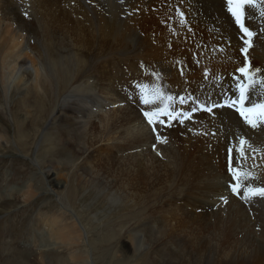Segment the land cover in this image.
I'll use <instances>...</instances> for the list:
<instances>
[{
	"label": "bare ground",
	"instance_id": "bare-ground-1",
	"mask_svg": "<svg viewBox=\"0 0 264 264\" xmlns=\"http://www.w3.org/2000/svg\"><path fill=\"white\" fill-rule=\"evenodd\" d=\"M49 1L51 2V0ZM64 1L68 4L69 14L75 17V21L71 22L70 16H67L70 22H67V26H65L66 33L71 32L76 35V38L82 42L80 46L85 49L84 57L87 58L92 53L94 60L89 63L88 60L80 59L79 64L82 68L80 71H76L72 80L66 75L72 72L71 65H74L75 58L73 59L71 53L62 57L59 60L61 63L54 62L49 68L52 59L50 58L51 60L48 62L49 59L46 60L43 50H41L42 32L47 33L46 35L48 39L51 38L52 43H58L62 48H68L67 50L71 46L68 42L71 36L68 38L69 34L67 33L66 36L65 31L64 33L59 31V33L50 27L51 24L49 26L45 22L44 25L43 21L37 20L39 10L36 2L23 0L20 3L19 0H0V67L5 65L8 67L10 63H13L11 66L14 70L20 66L24 67L27 58L33 56L29 51L26 56H23V50L28 48L29 43L35 39L38 43L30 49L37 53L42 60L39 61L40 63L38 62V65L33 59L37 85H41V88L44 87L47 92H50V88H48L51 86L50 82L53 83L55 79L60 80V91L55 97L54 112L51 116L52 122L55 123L58 120L63 122L61 128L66 129L68 141L73 142L75 147L77 146V154L82 159L87 158L85 160L91 157V147L101 141H111L114 151L106 156L109 158H106V161L110 166L106 164L101 166L102 168L97 170L96 177L92 176L89 165L76 164L73 160L67 162L69 166H76L82 170L77 186L82 188L87 184L105 192L112 199L131 204L130 215L134 222L127 228L126 234L131 241L130 249L133 254L144 250L141 256L142 264H153L155 261L163 263L170 261L175 264H264V197L250 196L262 199L263 205L260 208L259 217L256 216V218H260V225L258 223L251 226L246 224L243 219L251 222L247 209L243 205H240L239 209H235V199L233 196L229 197L231 194L229 182L234 178V174L231 171L232 168H229L227 164L232 157L233 164H235L233 168H236V165L239 166L243 160L247 166L242 167L263 175L260 177V185L253 186V188H264V124L256 128L251 127L240 116L237 106L234 107L230 104L231 101L238 99V78L247 81L244 74L241 75L238 71L240 68L250 64L251 71L261 70L255 73L254 78L257 81L264 79V16L260 12V9L264 8V0H257L259 6L256 8H245V26L255 34L250 40V47L245 44L248 37L228 11L226 0H147L149 7L155 5L157 8L159 7L158 13L173 19L170 24L175 25L176 28H186L183 32L186 36L197 37L195 40H211V45L216 48L220 58L218 61H211V66L208 67L206 63L200 62L201 60L194 56V49L200 45L193 44L192 41L188 53L185 55L182 53L181 59L178 58L179 63L167 62L168 60L166 61L164 58L165 50L157 51L153 44L154 41H158L162 32L156 38L154 36L149 49L145 48L148 52L143 58L147 65L157 63L160 70L163 71V75L160 77L165 79L162 80L164 86L160 90L163 96L151 102V108H146H150L149 112H154L156 108H164L165 105L168 106V110L175 109L172 99L166 100L164 97H173L183 93L186 97L193 98L190 102H186L187 106L182 108L189 107L186 111L191 110L195 120L194 124L190 119L181 121L180 118L185 111L179 108L177 111L178 121L169 123V118L160 116L159 119L165 123L161 124L157 121L155 128L148 123L147 117L146 124H143L142 115L138 109H133L134 104L129 105L122 95L124 93L120 84L127 81L125 76H130L131 69L126 68L128 70H125L124 75L118 73L121 70L112 71L116 60H118L115 57V51L119 46L127 48L134 34L130 21L133 19V12L128 13L131 9L128 11L124 8L125 20L120 19L117 22L115 20L119 19L118 9L121 6V0ZM123 5L120 10L123 9ZM125 5L129 4L125 3ZM48 8L50 12L52 9ZM134 8L133 10L136 9ZM68 9L66 14H68ZM60 12L63 13L61 9ZM107 12L112 13V18L105 16ZM2 21L6 23L4 28L1 27ZM138 36V32H136L134 39H138ZM179 45L181 46V44ZM219 46H222V49L219 50ZM245 47H247V53L242 51ZM131 53L133 52H121L120 55L125 57L126 54H129L130 58ZM98 56L101 59L96 60ZM177 57L178 55L176 59ZM64 60L67 62L65 63ZM125 60L126 58L123 59V62ZM100 61H102V66L99 64ZM26 70L31 76L33 75L29 67H26ZM92 73L98 74L100 88L96 86L95 79H92ZM134 77L136 76L134 75ZM146 80L148 81V79ZM168 81L170 85L166 83ZM97 87L99 91H97ZM205 98L208 102L203 101L204 103L215 105V108L209 113H204L192 104L194 100L197 102L199 99ZM226 100L229 103H225ZM107 103H111L112 107L116 106V109L110 116L111 122L106 124L104 129H100L99 125L90 118L99 109L106 107ZM252 103H264V87H261L259 91L255 90V86L249 89L247 104ZM45 109L42 111L43 116L50 111ZM183 118L186 117L183 116ZM42 119L40 117L37 121L41 122ZM137 124L141 125V129ZM134 126L139 129L135 131L132 128ZM193 126L197 131L195 133ZM160 130L164 131L165 138L166 132L170 136V138L167 137L169 138L167 144H163V158L156 157L154 150L149 152V158L158 168L167 166V173L160 174L159 170L152 172L150 168L156 166L150 164L151 167H149L148 163H145L146 156L141 159L142 153L137 151V153L135 151L130 153L133 156L129 155L125 158L128 156L125 155L126 147L131 148L140 142L153 141L157 143L155 137H157V133L161 134ZM111 134L116 135L111 136ZM242 138L248 142L243 146V156L241 155L242 146L239 143ZM54 139V142L58 144V138L54 137ZM179 140L183 142L182 145L177 142L181 152L177 154L178 149L175 151L176 141ZM158 142H160L159 139ZM193 147L194 152L191 150ZM209 147L210 149H208ZM99 158L104 159L103 157ZM165 174L168 176L166 179L164 178ZM225 198H230L231 204L225 205L223 202ZM220 204L222 205L220 206ZM225 212H227V217ZM239 215L242 216L239 220L232 217L236 218ZM246 217L248 218L246 219ZM221 225L224 226L223 229ZM249 232L251 234H247ZM218 233H222V235H218ZM51 234L56 236L55 231ZM28 258L35 264L31 253L28 254Z\"/></svg>",
	"mask_w": 264,
	"mask_h": 264
},
{
	"label": "rangeland",
	"instance_id": "rangeland-1",
	"mask_svg": "<svg viewBox=\"0 0 264 264\" xmlns=\"http://www.w3.org/2000/svg\"><path fill=\"white\" fill-rule=\"evenodd\" d=\"M32 1L36 2L37 9L39 10L37 20L43 21L44 25L45 22L48 23L49 26L51 24L52 26L50 27L55 31H61V33H64L65 30L67 31L65 26H67V22H70L68 21L69 17L67 16H70L71 22L75 21V17L69 14L68 4L64 0H51L52 3L49 0H47L48 2L46 0L45 2L44 0ZM139 1H120L121 6L124 5L122 10H120L121 6L119 7V19H116L115 21L119 22L120 19L125 20L124 8L125 10L131 9L130 11L128 10V13L133 12V19L130 20L134 31L130 43L133 45L129 43L130 45L128 44L127 48H124L126 46L118 47V50L115 51V57H117L118 60H116L117 64L115 62V66L112 64V66H114L112 71L117 72L121 70L118 73L124 75L125 70H128L126 68L129 67L131 69V72L129 73L130 76H125V80L127 81L120 84L124 93L122 95L129 105L134 104L132 106L133 109H138V112L142 115V123L146 124L144 113L149 112L148 109L151 108V104H145L143 96L148 95L149 98H151L150 96L153 95L156 89H159L160 91L163 88L164 84L162 83V80L165 79L160 77L163 75V71L160 70L157 63H154L155 65H147L146 60L143 58L148 52L146 49H149L154 36L156 38V36L162 32L161 35H159L161 37L157 42L154 41L153 44L157 51L165 50L164 58L166 61L168 60L167 62L175 61L179 63L178 60L181 59V54L183 53L182 55H185L188 53V48L192 45V41L193 44L198 43L200 45L195 48L196 50L201 48L198 51L194 49V56L201 60L200 62H203L204 64L206 63L208 67L211 66V61H218L220 58L216 52V48L211 45V40H195L197 37L193 38L189 35L186 36L183 34L186 28L180 29L176 28L175 25L170 24V21H173V19L166 18L158 13L159 7L157 8L155 5L149 7V2L147 0ZM19 2L21 3L23 0H19ZM58 2H65L66 4L63 3V6L61 3L60 7ZM136 2L139 3L137 4ZM125 3L129 5H125ZM48 7H50V10H54L49 12ZM62 7L65 9V13ZM59 8L63 13L60 12ZM133 8L135 10H133ZM67 9L69 15L66 14ZM49 13L51 15L53 13V15L51 16ZM105 16L107 18H112L113 15L112 13L107 12ZM63 25L64 27H62ZM5 26L6 23L2 21L1 27L4 28ZM66 31L64 33L65 35L68 33H66ZM136 32H138L139 35L138 39H134ZM46 34L45 31L42 32L43 40L41 39L40 46L46 60L49 59L48 62H50L52 59L49 68L54 62L61 63L59 60L70 53L73 56V59L75 58L73 61L74 65H71L72 72H69L71 75L67 73V78H71L72 80L74 78L73 75L80 71L82 68L79 64L80 59L88 60L89 63L94 60L92 53H89L90 55L87 58L84 57L85 55L83 51H85V49H82L83 46H80L82 42L71 32L68 33V38L71 36V39L67 38L69 45H71L69 46V50H67L68 48H62L58 43H52L50 40L51 38L48 39ZM37 43L35 39H33L32 42L29 43V47L23 50V56H26L27 51L31 52V56H33L32 58H27V63L24 67L20 66L14 70L13 66H11L13 63H10V66L8 67L7 65L0 67V264H33L28 258L29 253H31V258L33 257L35 259V264H142L141 256L143 255L144 250H139L138 254H133L130 249L131 241H129L126 234V230H128L127 228L134 222L130 215L131 204L129 205L125 202L123 203L121 200L112 199L106 195L105 192L100 191L93 186L87 184L82 188L77 186L79 183L78 179H81L79 174L82 170L76 168V166H69L67 162L73 160L76 164L81 163L82 165L83 163L84 165H89L92 167H89L92 176L96 177V173H98L105 164L110 166L106 161L109 158L106 156L114 151L112 148L113 145L111 141H101L102 143L99 142V144L97 143L90 148L91 157L88 158V160H85L87 158L82 159V157H79V154H77V146L75 147L73 142L68 141L66 137V129L61 128L63 122H60L59 120L55 123L52 122L51 116L54 112L55 97L60 91V80L55 79L53 83L50 82L51 86L48 87L50 88V92H47L44 87L41 88V85H37L33 59H35L37 63L42 60L37 53L30 49L36 46ZM179 44H181V46ZM180 48L181 50L179 51ZM220 49H222V46H219V50ZM15 50L17 51L18 49ZM128 51L133 52L131 53L133 57L130 56L129 58V54H126L125 57L120 55L121 52L128 53ZM177 55L178 57L176 59ZM121 57L123 59L126 58L125 62H123ZM99 58L100 57L98 56V59L96 60H99ZM142 61L145 63L143 64ZM64 62L66 63L67 60H64ZM99 64L102 66V61H100ZM134 64L138 68H136ZM26 67H29L33 72L32 76L26 70ZM114 72H112V74L116 75ZM133 72L136 77H134ZM140 72L142 73L140 74ZM240 74L242 75V73ZM91 75L93 77L92 79H95L96 86L100 88L98 74L92 73ZM147 75L149 76L147 77ZM135 79L137 80L135 81ZM146 79H148L149 82ZM166 83L170 85L169 81ZM142 85H147V89H142ZM98 87L97 91H99ZM260 89L261 86H255L256 91H259ZM183 95L184 94L182 93V95L177 94L172 97V102L175 104L173 105L175 108L173 109L174 113H177L179 108L181 109L185 105L187 106L188 103L186 104V102H190L193 99L192 97H186ZM203 101L208 102L205 98L199 99L197 102L194 100L192 104L197 109L204 111V113H209L207 110L208 108H215L214 104H206ZM110 104L111 103H107L106 107L99 109L94 114L95 116L93 115L92 118H90L99 125L100 129H104L105 125L111 122L110 116L113 114L116 106L112 107ZM65 107H67V105H65ZM146 107L150 108L147 109ZM44 109L50 110L48 111L49 114L47 113V115L43 116L42 111ZM187 109H189V107H185V109L182 108V111H185L183 116L186 118L181 116L180 120L182 119L181 121H183L184 119H190L191 123L194 124L195 120L192 117V111H186ZM40 117L43 118L41 122L37 121ZM171 121H178V115ZM89 126H87V128H89ZM137 126L132 128L135 131L139 128L141 129V125L138 126L139 128H137ZM164 127L167 128V126ZM193 129L194 133L197 132L195 126H193ZM160 132L161 134L159 137L157 135L158 138L155 137L157 143L151 141L147 143L142 142V144L140 142L138 144L136 143L131 148L126 147V149H124L127 150L125 151V155L128 156L125 158L129 157V155L133 156L130 153L137 151L144 155L142 157L141 154V159L146 156L145 163H148L149 167H151V165L156 166L150 168L152 172H155L154 170H159L160 174L167 173V166H159L158 168V166L153 164L152 160L149 158V152L151 150L155 151L156 157L163 158V144H167V140H169L170 136L166 132L165 135L167 136L165 138L164 131L162 132V130H160ZM113 135L116 134H111V136ZM54 137L58 138V144L57 142H54ZM158 139L160 142H158ZM164 141L165 143H163ZM177 142H180L179 144L182 145L183 141H176V144ZM179 144L176 145L177 148L175 149V151L178 149L177 154L178 152L181 153L179 150L180 146H178ZM139 148H141V150H139ZM208 149H210V147ZM191 150L194 152V147L193 149L191 148ZM99 157H103L104 159ZM229 160L227 164L229 166H235L232 157ZM241 161L242 165H236V168L240 169L241 172L249 173L250 175L247 179H244L243 177L241 178L239 194L233 191V185L236 183V178L234 176L232 181L229 182V188L231 191L229 197L232 198L233 196L235 199V209H239L240 205H243L247 209L251 222H247L243 219L246 224L251 226L258 223L260 225V218H256V216L259 217L258 214L263 205V202H261L262 199L250 197L245 200L243 197L249 186L253 187L260 185V177H263V175L256 171H250L248 168L246 170L242 167L247 166L246 163L243 160ZM161 162L163 161L161 160ZM167 177L168 176L165 174L164 178L166 179ZM229 200L230 198H225L223 201L224 204L226 205L230 203ZM254 200L256 201L254 202ZM222 204H220V206ZM225 213L227 217V212ZM232 217L236 220L242 218L241 215L236 218L235 216ZM243 218H245V215H243ZM247 218L248 217H246V219ZM221 227L223 229L224 226L221 225ZM252 227L254 228V226ZM53 231L56 233L55 237L51 234ZM247 234L251 233L249 232ZM218 235H222V233H218ZM211 236L213 238V235ZM155 263L175 264L170 261H166L165 263L155 261L153 264Z\"/></svg>",
	"mask_w": 264,
	"mask_h": 264
},
{
	"label": "snow or ice",
	"instance_id": "snow-or-ice-1",
	"mask_svg": "<svg viewBox=\"0 0 264 264\" xmlns=\"http://www.w3.org/2000/svg\"><path fill=\"white\" fill-rule=\"evenodd\" d=\"M228 11L231 15L235 18L236 23L240 26V29L245 33L248 37V40L245 41V44L250 47V40L255 35L245 26V8L252 7L256 8L259 5L257 4V0H226ZM261 15L264 16V8L260 9ZM243 52L247 53V47L242 49ZM251 65H246L245 67L240 68L238 71L244 74L247 77V81L241 80L238 78L239 83L237 84V88L239 90V97L236 101H231V106H238L237 111L239 112L240 116L243 117L244 121L253 128L258 127L261 124H264V103H252L250 106H245V102L249 100V89L253 88L254 86H261L264 87V79L257 81L255 77V73L260 72V69H255L254 71L250 70ZM147 85H142V89H147ZM163 94L156 89L149 98L148 95H144V103L148 104L153 102L156 99H160ZM166 100H171L172 97H164ZM225 103H229V101H225ZM209 112L212 111L211 108L207 109ZM145 117L148 118V123L155 128L157 121L163 124L164 121L160 120V116L167 115L169 117V123L172 119H175L178 113H173L168 111L167 105L164 108H158L154 112H145ZM159 137V134L157 133ZM241 147V155L243 156L244 148L243 146L246 145L248 142L245 139H241L239 141ZM231 171L233 172L236 183L233 185V191L239 194L241 188V178L247 179L250 175L249 173H243L238 168H232ZM250 196H261L264 197V188H253L249 186L246 189L245 195L243 199L247 200Z\"/></svg>",
	"mask_w": 264,
	"mask_h": 264
}]
</instances>
